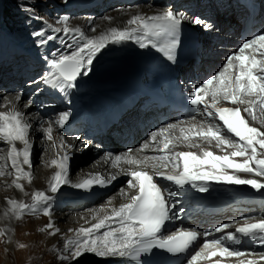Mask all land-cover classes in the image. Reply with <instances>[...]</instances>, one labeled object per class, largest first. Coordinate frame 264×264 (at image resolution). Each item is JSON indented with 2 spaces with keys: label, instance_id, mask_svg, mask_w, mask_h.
<instances>
[{
  "label": "snow or ice",
  "instance_id": "1",
  "mask_svg": "<svg viewBox=\"0 0 264 264\" xmlns=\"http://www.w3.org/2000/svg\"><path fill=\"white\" fill-rule=\"evenodd\" d=\"M22 11L30 21H38L41 25L31 32L37 48H44L53 41L60 45L43 57L46 67L42 74L28 80V87H36L32 97L24 103V109L31 108L34 98L45 89L58 91L64 102L70 104L65 94L77 86L80 77L91 73L94 61L111 45L133 42L139 49H154L167 61L175 63L182 42V26L189 21L185 12L165 8L151 15L136 12L122 25L108 26L104 30L89 20L91 34H86V30L79 26H69L70 18L66 15L56 21L63 27H54L38 14L34 2L23 4ZM102 19L111 23L116 17L105 15ZM189 22L204 31L213 28L212 23L198 15ZM4 99L7 104L23 102V91H18L13 100L7 96ZM187 99L194 113L189 120L169 123L150 134L153 142L160 138L158 143L162 147L158 150L163 155L138 159L132 155L131 148L121 155L104 153L101 157L104 162L111 161L116 167H120L121 162L129 166L121 168L117 174L88 173L85 178L73 182L70 178L72 154L88 149L90 143L72 137L81 145L74 149L61 136L59 151L62 154L51 160L56 170L47 191H36L31 196V203L5 198L10 212L17 218L25 213H42L49 220L40 231L55 236L61 230L55 226L52 214L64 186L91 192L95 187H108L120 175H125L126 186L119 189L118 195L126 197L127 202L112 206L115 197L110 196L99 209H86L92 213V221L85 220L87 226L69 229L75 232V238L65 239L57 257L62 264H73L85 254L105 260L121 258L128 264H145L144 257L157 249L173 256L187 253L201 235L205 242L187 264H198V261L211 257L235 258V264H264V252H243L230 247L240 245L243 237L264 247V219L249 222L245 218L243 224L235 227V232L228 231L232 225L222 223L214 232L201 234L180 228L164 235L168 224L179 220L185 211L179 197L187 193L188 186L200 193L208 192L211 182L247 185L256 192L264 191V31L245 39L238 50L226 56L219 71L202 83L194 84ZM38 107L54 105L41 101ZM71 115L70 109L61 110L44 127L45 122L39 113L26 116L16 107L0 111V141L8 145L7 160L11 162L12 184L16 189L23 191L22 178L32 180V121L39 125L35 131L42 132L46 142H53V125L63 129ZM197 116L202 119L197 121ZM177 129L179 135H176ZM17 142L23 147H18ZM178 145H186L192 150L177 151ZM51 146L57 147L54 142ZM147 147L146 142L141 150ZM213 149H218L221 154ZM2 175L5 173L0 172ZM157 177L169 183L161 184ZM216 233L221 234L219 238H215ZM4 235V230L0 229V236ZM212 264H222V260L216 259Z\"/></svg>",
  "mask_w": 264,
  "mask_h": 264
},
{
  "label": "bare ground",
  "instance_id": "2",
  "mask_svg": "<svg viewBox=\"0 0 264 264\" xmlns=\"http://www.w3.org/2000/svg\"><path fill=\"white\" fill-rule=\"evenodd\" d=\"M169 5L166 4V2L159 3L161 6L152 4V3H146L141 4L138 0H128V2H125V4H122L119 6L118 10L112 11L108 15L116 17L114 21L111 23L108 21H104L103 19L101 21L95 22L94 24L101 25V30L106 29L108 26H119L122 25L128 18H130L131 14H135L136 12H140L143 15H151L157 11H163L165 8H173L177 11H183L185 14L189 17V20L194 19L197 15L199 16L202 12V4L199 2H194L193 0H185L184 3L193 2V8H189V6H185L182 4V0H168ZM204 4V0H200ZM178 4H180L178 6ZM207 4V2H206ZM236 4V0H220L219 3L210 2L209 9H211V16L209 19H207L210 23H214L215 21H218L219 14L227 15V19L224 20V23L228 24L229 30L232 32H236L237 29V22L235 21L236 14L232 13L231 6ZM218 5L221 6V10L219 11ZM231 12V13H230ZM229 14V15H228ZM220 16V18H222ZM86 23H79V24H71L69 26H79L82 28V30H86V34H91V26H86ZM63 27V25L59 26ZM226 34L228 31L225 29L220 30L218 26H213V28L209 31H206V35L204 37H198V51H202L206 45V49H210L209 52H207V58H210L213 60L220 52L221 47H218L219 44H211L209 46L208 40L211 39L212 36H219L220 34ZM98 34V33H97ZM204 33H201V36H203ZM55 42V41H54ZM57 43V42H56ZM205 43V45L203 44ZM57 45H59L57 43ZM60 46V45H59ZM135 47L139 48L137 45H135L133 42H126L122 45H111L108 48L104 50L103 58L101 59H124L127 60L132 57H148L153 56L157 53L156 50L148 48L145 50H139ZM123 50V51H120ZM211 51V52H210ZM43 54V50H42ZM209 54V55H208ZM205 55V54H204ZM100 59V60H101ZM99 60V61H100ZM215 62V61H213ZM41 64V67L43 68L42 72L45 70L46 65L41 62H36L35 65H32L31 67L37 68V64ZM210 63V62H209ZM188 64L194 67L193 70L186 69L185 72L188 76L180 75V80H191L190 77L198 76L205 68L207 63L204 59L200 58V60L197 63H193V60L190 59L188 61ZM224 62L221 64V66L215 71H219L223 67ZM35 68V69H36ZM95 70L92 68L91 73L87 77H80L81 82L77 84L76 89L73 90V94L71 95L72 103L76 105L74 99L77 98L80 103V111L81 114H78L79 107L77 106V109L74 110L72 104L68 106H64L61 110H68L70 109L72 112V115L70 117V120L66 126L63 129H60L57 125H53V142L57 145V147L54 149L51 145L53 142H47V146L49 148L50 155L45 161L44 170L40 173H33L32 172V180L29 182V180H26L27 178H22L20 180V183L23 185V191L20 189H16L15 186L12 184V180L14 179V176L12 174L11 169V162L7 160V154L6 158L4 159V164L0 167V172H4L8 175V184L4 185L5 179H3L0 176V229H3L5 232L4 236H0V261H2V264H32L35 262L36 255L38 253H41V255H45L48 262L52 264L56 263H62L60 260H58V255L60 251L63 249L64 242L66 238H75V232H70L69 229H75L82 225L87 226L85 224V220L92 221V213H88L85 210L86 209H93L97 210L100 208L101 205L105 204L108 197H115L113 200V205L115 207H118L121 203H126L127 198L124 196H119L118 191L122 186H126V180L117 187L114 191L103 193V195L100 196H84L82 198L75 199L71 202L68 209L65 210V213L67 215L60 214H52V219L55 222V226L58 227L61 231L55 235V236H49L48 231H40L41 228H43L47 223L49 218L44 216L42 213H25L19 218L13 213L10 212L9 206L6 203L5 198H11L15 199L17 201H22L25 203H31V196L36 191H47L48 183L51 178V176L54 174L55 166L51 165L52 159H58L59 155L62 153L59 151V144H60V137L63 136L66 143L72 144L74 146V149L80 148L79 141L72 140V137H78L79 140H82L83 135L89 136V141H99L100 143H106V146L112 147L115 150L111 148V151L114 155H121L124 152V150L121 149V146H116V144L120 145L121 136H125L128 132H131L134 134V131L137 132V135L146 134L148 137L143 142L137 141V145L132 149V155H134L138 159H143L145 156L151 157L154 155H163V153L159 152V148L162 147L157 142L151 141L150 134L153 131H159L161 127H165L167 124L172 123L176 124L178 121H187L190 119V117H177V114L175 113H169L166 116V119L164 121L153 119L150 120L149 115L155 114L158 110L155 106H152L148 104L147 106H144L143 112L139 111V117L137 121L139 122V125L136 124H130L128 121H124V123L119 127L120 130L112 132V137L110 139V135L106 131L105 133L101 132L96 133V124H93L94 121H100L103 119V116L108 114L115 106L119 105L120 102L124 100V96H126L129 92H133L135 90V87H132L130 84H128L126 81L117 82V80H109V81H99L95 79L94 72ZM30 74V73H29ZM126 79L127 76H124ZM133 80V79H132ZM49 92H51V89H47ZM56 91V90H55ZM121 91L119 99L113 98V95L117 92ZM71 92V91H70ZM69 93H66L69 97ZM8 94H3L2 96H7L10 99L13 100L15 94L11 92H6ZM58 94V96H57ZM54 96V94H53ZM56 96L58 99L63 100V97L59 94V92L56 91ZM54 98V97H53ZM55 99V98H54ZM24 103L23 102H14L12 104H9L6 109L16 107L19 110H23L26 114V116H31L30 109H24ZM139 102L133 103L131 106L130 104L122 103L123 108L125 109V112L122 114L120 121L123 120L127 113L130 112L132 109L138 108ZM243 107V106H241ZM60 110V111H61ZM149 113L147 116V119L149 122L145 121L142 117ZM58 114V113H57ZM56 115V114H55ZM55 115L53 117H55ZM52 117V118H53ZM87 117V119H85ZM202 118L197 116V121L201 120ZM47 122V121H46ZM259 126V125H256ZM44 127H47V124L44 125ZM118 128V127H117ZM107 133V134H106ZM102 134H105V136H102ZM109 137H107V136ZM176 135H179V130H176ZM127 138L123 139V142ZM148 143V147L144 150H141V146L145 143ZM18 147H23L22 144L17 142ZM177 151H184V150H192L187 148L186 145H178L176 148ZM216 151L217 154H221L218 149H213ZM75 152V151H74ZM104 155V153H103ZM103 155L101 157H103ZM101 157L97 158L96 160L89 163L87 166H84L80 168L74 175H71L73 179H71L73 182H77L82 178H85V174L88 173H96L100 172L101 174H117L120 172L121 168H127L129 167L127 164H124L121 162L120 167H116L112 164L111 161L104 162L101 160ZM25 170H28L27 166H24ZM162 184H168L167 181L159 179ZM216 183V182H212ZM101 188V187H100ZM108 187H104L102 189H106ZM89 198V199H86ZM261 203V204H260ZM56 206V201H55ZM197 209L193 213V211H189L187 214L188 221L185 222V227L187 230H193L197 231L199 233L203 232H214L215 227L219 226L222 223H227L229 220L224 219L228 218L227 212L230 211L233 208H237L240 210V218H238L237 221L245 222V218H248L249 222L253 220L254 218H261L264 219V214L261 213V210L264 209V195H260L257 198L249 199L247 197H234L229 204L226 206L224 210H222L217 215H213L208 213L206 210H204L202 207H196ZM110 211V208H109ZM215 213V212H212ZM36 216V217H35ZM63 217L64 221H60L57 218ZM232 227L228 229V231H233V229L236 227V224H231ZM208 226H212L211 229H208ZM203 238V235H201L199 238ZM212 238V237H209ZM205 242V239H204ZM20 245H24V247H20ZM62 245V247H60ZM203 246V245H202ZM200 246V248L202 247ZM12 247L11 249H9ZM60 248V250H59ZM199 248V249H200ZM240 251L243 252H249L251 251L248 248H243ZM262 250H256V253H260ZM264 252V251H262ZM95 257L92 254H85L82 258H80L77 261H74L73 264H79L82 261H84L87 258ZM191 258V257H190ZM188 258V259H190ZM250 258V257H249ZM187 259V260H188ZM214 257L209 258L208 260H200L198 261V264L209 262L214 260ZM228 260L235 261V258H227ZM184 262L183 264H187ZM91 261V260H90ZM110 264H127L124 259L121 258H112L110 259ZM1 264V263H0ZM63 264H67L66 262Z\"/></svg>",
  "mask_w": 264,
  "mask_h": 264
},
{
  "label": "rangeland",
  "instance_id": "3",
  "mask_svg": "<svg viewBox=\"0 0 264 264\" xmlns=\"http://www.w3.org/2000/svg\"><path fill=\"white\" fill-rule=\"evenodd\" d=\"M138 1L141 4L152 3L161 6L159 3L166 2V4L169 5L168 0H138ZM215 1L216 0H212L211 2H215ZM33 2L36 5V10L38 14L44 17L46 20H48L49 23H52L54 27H57L62 25V24L58 25L56 23L57 19L65 15L69 16L70 18L68 21L69 25L75 23L76 24L86 23L85 25L88 26L87 24L89 20H92L94 23L101 21L105 15H108L112 11L118 10L119 6L125 4V2H128V0H0V111H4L6 107L9 105L4 99L5 95L8 96L6 92H11V94L12 93L16 94L18 91H23V103H27L29 98L32 97V94L34 93L36 87V86L28 87L27 82L29 79L36 78V76L38 74H41V71L43 70L41 64L36 63L37 68L36 66L31 67L32 65H35L34 63L35 61L36 62L38 61V58H31V56L27 52H24L19 48V46L21 47L22 43H24L27 47L29 46L31 47V44L35 43V38L31 36V32L34 29H37L41 26L38 21H34V20L30 21L27 18V14L24 11H22L23 4L33 3ZM184 2L185 0L182 2V4L187 6ZM179 5L180 4H178V6ZM207 5L210 6L209 1H207ZM188 6L191 7L192 5L189 4ZM209 6H208L209 15H207L205 18L201 17L200 16L201 14L199 15L202 19L207 20L210 18L212 10L209 9ZM218 9L219 11L221 10L220 5H218ZM225 16L226 15H224V17ZM189 21L186 22L190 24ZM223 25H224L223 29L227 30L229 28L228 24L224 23V21H223ZM213 26H215V24ZM200 33H204V32H200ZM49 34H51V32H49ZM212 39L213 37H211V40ZM56 44H57L56 42H52L51 49L55 48ZM135 48L139 49L137 47ZM35 49L38 50V48ZM44 49L45 48L41 50L44 51ZM44 52L45 54L49 53L47 49H45ZM219 55L220 54H218L213 60H217ZM204 60L207 63V65L208 64L211 65L210 61H206L205 58ZM122 81H126L132 87H135V81L132 79H126L124 77H121L117 80V82H122ZM74 89H76V87ZM74 89L70 90L71 91L69 95V99L71 101L70 104H66L63 100L55 98L58 96V94L56 96L55 90H51V92H49L47 89H45V91L41 95L34 98L35 103L31 108H29L31 112L30 115L34 116L37 113H39V115L42 117L43 121L45 122L44 125H46L47 124L46 121L51 119L64 106L69 107V105L72 104L73 109L76 110L77 109L76 105H78L79 111L77 113L81 114L82 112L80 111L79 100L75 98L74 101L76 105L72 103L71 95L73 94ZM121 93H122L121 91H117L113 95V98L119 99ZM3 94L5 95L2 96ZM10 96L8 97V99H10ZM41 101L50 102L54 105V107L39 108L38 106ZM85 119H87V117H85ZM70 121H74V120L71 119ZM32 123L34 124V128L30 133V139L34 142V146L32 150V172L40 173L44 170L45 161L50 155V152L47 146V142L45 141L44 134L42 132L35 131V128L38 127L39 125L35 121H32ZM117 127L118 125L111 126L109 130L110 136L111 133L113 132L112 130L118 129ZM96 128H98L97 125ZM121 139L122 140L120 141V145L116 144V146H121L124 138L121 136ZM146 139H147V135H139L137 136L135 142L130 143L131 145L129 144L128 147L132 149V146L135 147L137 141L143 142V140L145 141ZM82 140L88 141L90 143V147L82 152L80 151L73 152L72 159L70 161L71 179H73L71 175H74L80 168L87 166L92 161L101 157L103 153L111 151V149L105 147L106 145H103V143H100L99 141L96 140L92 142L89 141V136L83 135ZM7 149H8V145L5 144L3 141H0V167L2 166V164H4V159L6 158ZM121 149L125 150L126 148L122 145ZM1 177L5 179L4 185H7L8 175L5 174L2 175ZM125 180H126V176L120 175L119 179L113 182L112 185L108 186V188L102 189L100 187H95L91 192H85L74 189L70 186H64L58 194V197L56 199V206L54 207L53 213L58 214L60 212V214H63L65 216L67 215V213H65V210L68 209L71 202L74 201L75 199L82 198L88 195L100 196L103 195V193L114 191L117 187L122 185V183ZM234 186H247V185H234ZM236 209L237 208L231 209L234 210V213L230 214V219L237 218V216L239 215V212L237 211L238 209L237 210ZM261 213L264 214V209L261 210ZM57 219H59L60 221H64L63 217ZM225 220H227V218L224 219L223 222ZM211 228L212 226H208V229ZM60 247H62V245ZM11 248L12 247H10L9 249ZM198 248H200V246ZM262 251H264V249H262ZM194 254L195 252L193 254H190L188 258H190ZM35 259H36L35 262H33L32 264H52L48 262L45 255H41V253H38ZM90 260H92L93 262L91 264L111 263L110 259L105 260L102 258L91 257L85 259L79 264H89ZM0 263L2 264V261H0ZM56 264H62V263H56Z\"/></svg>",
  "mask_w": 264,
  "mask_h": 264
}]
</instances>
